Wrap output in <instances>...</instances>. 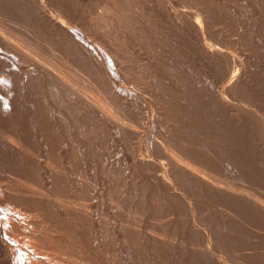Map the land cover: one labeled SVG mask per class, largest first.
I'll return each mask as SVG.
<instances>
[{
	"label": "bare ground",
	"instance_id": "1",
	"mask_svg": "<svg viewBox=\"0 0 264 264\" xmlns=\"http://www.w3.org/2000/svg\"><path fill=\"white\" fill-rule=\"evenodd\" d=\"M140 1L139 0H0V124H1V126H2V124L3 125L6 124L7 125V126L5 125L6 128L8 126L10 128V130L6 131L9 128H7L6 130L5 129L3 130L2 128L4 126L3 127L0 126L1 130H3L2 131V133H3L2 138H0V150L3 149V153H5L4 150L7 151L6 154L9 153L7 156L10 155L12 162L15 160L16 163L17 162L19 163V165L20 164L21 165L27 164V167L28 166L31 167L32 171H34V172L36 171V174L38 176L37 175H35V176L39 177V179H41V183H42L41 184L39 182L41 184V187H39L40 184L38 183V180H37V185L39 184V186L36 187L35 185H33L32 184L33 181L31 182V180H34V177H32L33 179H29L30 181H27V182L25 181L24 182V185H25L24 190L27 192V194H26L27 196L24 195L25 198H22L21 197L22 195L19 196V194L22 192L20 190L21 192L17 191L19 194L18 193L16 194V196H18L19 199L16 197H15V199H17L19 202L20 201L25 202L26 201L25 199H27V197L29 196L30 199L29 200L27 199V200L29 201L30 206L24 205L23 208L24 207L26 208L27 206H28V208L32 207L33 213L35 214V212H36V215L39 214L40 218L42 217L43 221H41V222L38 221L39 225H40V223H43V222H45V223L46 222L47 223L53 222V224H54V223H56L57 219L61 216L64 223L66 222L64 224L61 221L62 224L63 225L67 224V227H70L68 229H71V228L73 229V231L72 230H68V231L69 232L71 231L70 233L74 234L73 235L74 239L79 237V239L77 238L75 241H73V238L71 237L72 238L70 240V241H72L71 243L67 242L64 239H63L64 240L63 243H62V239H61V242H59V240H58V243H61V244H59L60 249L56 248V245L51 246V247H49L50 252H51V250L54 253L57 251L58 252L60 251V253H62L60 255H63L64 253H66L69 256V258H70V256H73V257H75V259H77V264L78 263L79 264H86V262H90L93 264H119L120 262H122L123 254H121L122 255V257H121V255L116 252L118 255H120L119 257H121V261L119 262V258H117L118 255L115 253V250L113 252L117 255V257L114 253L113 254L115 256H112V257L107 256L108 254L105 257L103 256V254L98 256V253L101 251V246H100V243L102 242L101 240L104 241V239H102L103 233H100V232H103L101 230H105V226H104V228H102L100 230V229H98V223H97V229L99 231H97V229L95 228L97 233L96 232H95L96 234L94 233L93 243H92V240L86 242L85 240L80 239V236L83 232L78 231L79 225L82 224V222H83V225H84V222L85 223L89 222V220H91V218L93 216V215L91 216V214H90L93 212L92 209H91L92 212H90V209H89L90 204H88L85 201L84 206L83 205L80 206L81 205L80 203L78 206V204L76 205L78 200L75 201L76 199L75 200L72 199L73 201H68L71 198H69L68 200H66V199L63 200L64 197L62 198L61 194H60L67 189L66 188L64 190L63 189L64 186L62 187L60 184L62 182H64V183H62V185L63 184L65 185V183L68 184V181L71 177L70 172L72 171V169L73 170L76 169V172L73 174H76L78 172L77 168L74 167L75 168L74 169L72 166L75 165V166L79 167L77 161L81 160L80 157H82L86 154L90 155L89 153L93 152L91 149H89V147H91V145L88 146L89 143L87 141V139H88L87 134L89 132H92L94 134L93 131H97V132H101L102 130L106 131V132L108 131V132H112L115 135V137L117 138V140L120 141V143L122 142V144H120L121 147L118 146V149H120L119 150L120 153L118 151L117 156H118V154L119 155L122 154L120 157H124V160H127V161L130 160L131 161L130 162L131 163L130 168H132V170H131L132 174H130V175H134L136 183H137V185H135L134 187L139 186V188H141L143 191L145 190L144 192L154 191L155 193L151 194V195H155L156 193H158L159 195L156 194L158 196L157 197L158 199L160 197H163L162 199H164V197H168L170 200H175V201H177V203L179 202V204L181 201L184 200L185 204L184 203L183 204L185 205V207L189 206L187 201L192 202V201H194L193 200L194 198H195V202H200L203 205V206H201L203 211L200 210L201 208L197 206V208H200L199 212L201 214L199 213V215L201 218H199L198 220L193 219V221H192L193 223L191 222V220H190L191 224H190V222H188L189 218H187L185 216V215H187V211H185L184 213H182V215L185 214L182 219H178V218L175 219L173 216H172L174 218L173 220H172V218H169L172 221L170 220V222H167L165 224V226H162V227H164L162 231H160V230L158 231V228H156L158 224L157 225L155 224L156 227L153 224L154 225L153 227H155L157 229V231H153V233L148 232L146 237L144 235H142L143 233H141L137 229L138 228L137 226H139V225H137V223H134V224L131 223L133 226V227L131 226L133 228V231H136V229L138 230L135 234H131V236L134 237L135 241L137 240V244H135L136 242L134 241V244L132 242L131 245H138L139 243H142V245H144L143 243H145V244L147 243L149 246L152 247V249H155L153 247L156 246L157 248H160V249L162 248V250H165L163 248H165L166 246H169V248H170L171 245H173L174 243L176 244V242L182 238L181 237L183 234L182 232L185 231L188 233L187 236H189V237L191 236V238L195 237V239H196L197 235H198V237L200 235V238L203 237V239H206V242L208 244L206 242L203 243V241H205V240H203L202 238L201 239L199 238V241L202 240V243H203V244L201 243L202 245L196 244L195 241H197V240L192 241V240H190L191 238L187 239V241H186L187 246L189 245L190 248L193 249V253L195 252L194 254L197 255L196 257H198V255L200 257V255H201V256H204L206 258V255H208L210 253V252L207 253V250L209 251V249L212 247V245L215 244V243H211V242L212 241L214 242V240L217 239V237H218V239L220 238V240H221V239H223L222 236L223 235L226 236V234L228 233L229 236H231V238H233V239H231L229 237V239L234 240L237 238L236 236H239V233H241V231H242V235H240V236L242 237L243 234H245L246 237L247 236L249 237V238L247 237L249 240H252V244L254 243L252 245L254 247H251L250 250L251 249H256V250H254L255 254L252 252H248L247 250H246L247 252L245 250H244L245 252H243V250H237V252H239V255H238L239 258L240 259H244V258L246 259L247 256L250 257L251 255H255L256 257H258L257 256L258 254L260 257L261 256L260 254L264 255V250L263 249L257 250V249L264 247V246H262V245H264L263 242L261 245L262 247L260 245L258 246V244H261V241H264L263 230L260 231V230H257V228L249 227V225L253 226L254 222H252V224H251V222H249V225H247L248 221L246 224H244V222H246V221L244 220V222H242L241 220H242V218L245 219V218L250 217V220L252 219L253 221L258 222V225H262V223L264 224V198H263L264 195L262 196L261 194H259L258 191L261 190V189H259L260 187L258 188L259 190H257V187H256V189L254 191L253 188H255V186L254 187H252V186L247 187V186L241 185L240 183L242 181H247L246 182L247 184L251 183L253 185L260 186V185H263L262 183L264 182V178L261 177L262 175H260L261 173L259 174L258 172H256V170L258 169V166H257V169L254 170L257 163H258V165H260V164L264 165V163H263L264 161L262 162L263 164L261 163V161L263 160L261 158L262 157L264 158V156L261 155L263 153V151H259L261 149H257V148H255L256 150L253 149L254 147H258V146L261 147V145L253 147L250 142L252 140H255L254 142H252L253 144H255L257 137L255 139L254 138L251 139L250 137H248L249 131L253 129V128H250V129L248 128L250 126V124L253 125L252 121L258 122L256 119H259V118H257V117L264 114V111L261 110V107L264 103L260 104V103L264 102V98H263L264 97V91H263L264 88L262 89L259 86V83H257L258 84L257 85L256 82H254L255 83L254 84L251 80L248 81L249 79L248 80L246 79L247 78L246 76H248L250 74L249 73L250 70H249V72H247V70H246V69H250L249 67H246L244 65L245 67L240 66L238 69H234L233 67L228 65V67L229 66L231 67L230 72H228V74L230 73V76L228 75L229 78H227L228 80L226 81V78L224 79V76H223L222 79H224V80H222V81L220 80L221 82H215L214 85L212 84L213 85V88H212L213 92H211L212 94H209V92L211 90H210V85L208 83H202V84H204L203 85L204 93H202V89L200 88V87H202L201 84H200V86H198V88L201 89V90H199L200 94L201 93H202L201 95L204 94V97L202 99H200V101H197V102H200V104H198L199 107H198V105H196L197 107L194 106L193 109L195 112L191 111L189 113L188 112L189 109H192V108L187 109L188 105L185 104V102H184V95L186 94V90L189 89L187 87L190 84V83L189 84L186 83V78H185V74H186L185 71L186 70H183L182 69L183 67H181V69L183 71L180 68H179V70L177 69V71H176L177 72V76H176L177 81L175 79H173V77H175V76H173V75H175V73L173 72V69L175 70V68H173L174 66L172 64L175 62V60L173 59L174 60L173 61L170 58V54L173 56L171 51L173 50V52H174L178 47L179 48L177 50H179L180 45L178 47L176 46L177 47L176 49H173L171 47V45H173V44L169 42L170 41L169 38L171 36L170 35L168 37L169 32L167 33L166 31H162L161 34L166 32L165 33L166 38H163L164 34L161 37L160 33L157 30L159 28L161 30L168 28L170 25V28L172 26V28L175 29L174 30L175 32H173V33H175L176 35H177V33L178 34L179 33H185V30H187V27L185 29V26H188V25H186L188 20L186 21L185 18L189 19L188 17H191V15H190L191 11L189 13H185V11H183L186 14V16H184L183 12H181V11L176 12L177 10H175L174 13L176 12L175 15H177V16L173 17L174 19H171L172 17L169 16L170 18H166V19L162 18L161 20H158L156 17L149 15V13H151L154 10L155 6L153 7L152 4H148L147 1H143L146 3H143ZM166 3H169V2H166ZM161 6L162 5H160V7ZM170 6H172V5H170ZM159 8L157 6V9H159ZM165 8L166 7H164L163 9H165ZM171 8L175 9L174 5ZM171 8L168 6V9L172 10ZM166 10H167V8H166ZM165 11H163V14ZM141 13L143 14V16ZM192 13H195V11H193ZM170 15H173V14L171 13ZM175 15H173V16H175ZM194 15H196V14H194ZM140 16H142L143 18ZM161 16H164V15H161ZM165 16H167V15H165ZM203 18H205V16H203ZM195 20H196V18H195ZM204 21H205L204 22L205 25H207L206 23L208 21L207 22H206V20H204ZM201 22H202V20H201ZM189 23H191V22H189ZM197 23H199V21L196 22V26L201 27ZM209 23H210V21L208 22V24ZM192 24H194V22L191 23V25ZM191 25L188 26V30L190 29L189 27H191ZM209 25H211V23ZM196 26H193V27H195L194 29L197 30ZM208 27L205 26V29ZM160 29H159V31H161ZM191 29H192V27H191ZM196 30H195V33H197ZM197 31H200V30H197ZM157 32H158V35H160V36L157 35ZM198 33H197V35H198ZM197 35H196V38H197ZM200 36H203V35L202 34L200 35V33H199L198 37H200ZM160 37H161V39H159ZM177 37H178V35H177ZM182 37H184V36H182ZM174 38L176 39V37H174ZM181 38H178V41ZM200 38H198V39H200ZM170 39L172 41V37ZM202 40H203V38H202ZM180 41L183 42L182 40H180ZM199 41H201V39ZM173 42L177 43V39ZM201 43H202V41H201ZM201 43H200V45L203 46V44H201ZM175 45H177V44H175ZM184 46H186V45L183 44V47ZM174 48H175V46H174ZM202 48L205 49L206 47L205 48L201 47V49ZM206 49H210V48L207 47ZM177 50L175 53L176 55L175 54L174 55L175 56L178 55L177 57H179L178 59H180L181 56H183V55L180 56V54H177L180 52V51L177 52ZM212 50H214V49H212ZM212 50H210V51H212ZM183 51H184L183 53H186L185 50H183ZM202 51H201V53H202ZM218 51H220V50H218ZM218 51L215 50V52H214L215 56H216V52L218 53ZM180 53H182V50ZM220 54L223 55L222 52H219L217 55L220 56ZM224 55H226V54H224ZM159 56H160V58H159ZM207 57L210 58V56H207ZM217 57H215V58L218 59ZM185 58H186V55H185ZM213 58L214 57H211L210 59L213 60ZM157 59H158V61H157ZM219 59H220V57H219ZM170 60H172V62ZM227 61H228V59H227ZM229 62H231V61H228V64H230ZM177 63L180 64L179 60ZM174 65L176 67L175 63H174ZM171 66H173V67H171ZM171 68H173V69H171ZM185 68H186V66H185ZM234 70H236V71H234ZM208 71H209V69H208ZM171 72H173L174 74H172ZM186 72H189V71H186ZM224 74H226V73H224ZM188 76H190V75H188ZM225 77H226V75H225ZM172 79L175 80L176 82L175 81L172 82ZM199 81H198V83H201V80H199ZM206 81H208V80H206ZM171 83L172 84L174 83V85L176 83V86L173 85L174 87H176V91H174V92H177V94L176 93L175 94L178 95V96H176V99H175V97L170 95L169 91H168V89H170L169 87H171V86H169ZM197 85H199V84H197ZM197 85H196V87H197ZM189 87H191V86H189ZM172 89L170 90V92H172ZM193 91H194V89H193ZM248 91H251L252 93L257 94V95L252 94L253 95L252 96V95H250L251 94L250 92H249L250 94H248ZM172 94H174V93L172 92ZM191 94H192V92H191ZM206 95H209V96H206ZM251 96H252V98L255 96L257 97V98L255 97L256 103L253 101V100H255L254 98L251 99ZM186 97H188V96H186ZM199 97H201V96H199ZM185 101H187V100H185ZM187 103H188V101H187ZM206 107H208V108L206 109ZM209 108L210 109L212 108V111L211 112H205V111H209ZM239 108L242 109L241 112L236 113L235 110L238 111ZM199 109H200V111H199ZM198 111H199V113H198ZM201 111H203V112H201ZM187 112H188V115H187ZM200 112L202 114L203 113L204 114L202 115V114H200ZM222 113H223V115H222ZM255 124L258 125L259 122L255 123ZM257 127L258 126H256V127L254 126V129L259 130L258 128H261L262 126L260 127V124H259V127L258 128ZM27 128H29V129H27ZM31 129L33 131H30ZM254 129L252 131H255ZM27 130H29L30 132H28ZM257 130H256V133L259 132ZM261 131H263V133H264V128H263V130L261 129ZM0 133H1V131H0ZM29 133H30V135H29ZM92 133L91 134L89 133V134L94 136ZM105 133L103 132V135ZM92 136H89V137H92ZM99 136H100V134H99ZM107 136H109V135L107 134ZM259 137H261V140H262V138L264 139V136H259ZM28 138L30 139V141H32L31 144L32 143H33V145L35 144L37 146V148L40 149L39 150L40 153H42V151H43V153L41 155V158H43V159L39 160L38 156H37L38 153H35L33 148L31 149V147H29L30 144L28 146V143H30ZM107 139H109V138H107ZM248 139L251 141L248 142ZM111 140L112 139H110V141ZM257 141H258V139H257ZM64 142L69 143V144L66 143L65 147L68 148L67 145H70V146H72V149H71V153L69 155L65 152L67 155L63 156L65 158L63 160V159H61L63 154L60 155L59 152H60V150H62L61 147L63 145L62 143H64ZM117 142L115 141V143H117ZM132 142L134 144L133 146L131 145ZM76 143L78 146H80L78 148L82 147V152L79 150H75L76 147L74 148V145ZM260 143L263 144L261 141L259 142V144ZM101 144H102V142H101ZM211 144H212V146H211ZM248 144L251 145L250 150L252 152L249 150L250 145H248ZM103 145L104 144H102L101 146L103 147ZM108 145H110L109 142H108ZM128 145L132 146L131 147L132 152L130 150H128L130 148V147H128ZM246 145H248V147H246ZM106 146H107V144H106ZM111 146H113V144L110 145V147ZM65 147H64V149H65ZM110 147H109V149H111ZM263 147H264V144H263ZM263 147H261V148L264 150ZM78 148H76V149H78ZM104 148H106V147H104ZM97 150H98V148H97ZM107 150L108 149H106V151ZM112 150H113V148L110 151L112 152ZM126 150H128V151L126 152ZM243 150L247 151V153L244 151V153H245L244 155H242ZM66 151L68 152V150H66ZM106 151H104V152H106ZM240 151H241V153H240ZM62 152H60V153H62ZM104 152L100 153V154H104ZM96 153L98 154V151ZM0 154L2 155V152ZM50 154H52L53 156ZM109 155H111V153ZM113 155L114 154L112 153V156ZM2 156L4 157V155H2ZM91 156L92 155H90L89 157H91ZM10 157L9 158L7 157L8 160H10ZM246 157H248V159L250 158V160H248ZM58 158H59L60 162H59ZM87 158H88V156H87ZM115 158H117V157H115ZM91 159L92 158H90V160ZM102 159H104V158L101 157L100 160H102ZM110 159H111V157H110ZM112 159L114 160L113 157H112ZM117 159H119V157ZM92 160H93V163L91 165L96 166L97 163L94 162V159H92ZM95 160H98V159H95ZM106 160L108 161V158ZM107 161H104V162L107 163ZM110 161L112 162V160H110ZM116 161L114 163H116ZM101 162H103V161H101ZM118 162L116 165L119 164ZM76 163H77V165H76ZM86 163H87V165L90 164L89 162H86ZM86 163H84V164H86ZM121 163H123V162L121 161ZM79 164L81 165V163H79ZM98 164L101 165L102 163L100 164L98 161ZM104 164L105 163L102 164L103 170H104V167L107 166L106 164L104 166ZM99 165H97V166H99ZM125 165H127V164H125ZM20 166H19V169L22 168L21 170H24L23 169L24 166H22L21 168H20ZM119 166H117V167L119 168ZM122 166H123V168L127 167V166L124 167V165H122ZM10 167H11V165H10ZM29 167H28V169H30ZM112 167H113V165H112ZM15 168H16V166H15ZM85 168H86V166L82 169H85ZM111 168H110V170H111ZM96 169L98 170L99 167L95 168L94 170L96 171ZM107 169H108V167H107ZM114 169H115V166H114ZM87 170L89 171V169H87ZM94 170H92V171L94 172ZM129 171L130 170L128 167L126 169V171L122 172V173L123 174L124 173L129 174ZM158 171H159V174L156 175L158 173ZM19 172H20V170H19ZM26 172H27V170H26ZM97 172H99V171H97ZM152 172H154V173L152 174ZM262 172H263V170H262ZM31 173L32 172L30 171V174ZM81 173L79 172V174H81ZM102 173L106 175V168H105V172H102ZM110 173H108V174H110ZM112 173H114V171H112ZM122 173H121V175H122ZM24 174H25V171H24ZM116 174H117V172H116ZM116 174H115V176H116ZM22 175H23V173H22ZM81 175H85V174H81ZM81 175H79V176H81ZM111 175H114V174H111ZM79 176L78 177L76 176V177H77V180L79 178V181H80ZM85 176H87L88 179L90 177V176H88V174ZM98 176H100V175H98ZM118 176H120V175H117L115 178H117ZM236 176H238V179L239 178L242 179L241 181L239 180L240 181L239 184L241 186L237 184V181L235 179L233 180V178H236ZM37 177L35 178V180L37 179ZM81 177L84 179L83 176H81ZM109 177H110V175H109ZM128 177H129V175H128ZM131 177H133V176H131ZM29 178H31V177H29ZM124 178H125V175H124ZM71 179H72V177H71ZM88 179L86 178V180H88ZM93 179H95V177H93ZM101 179H103V178H101ZM108 179H110V178H108ZM117 179H119V178H117ZM128 179L130 180L131 178H128ZM160 179H163L165 181V184L162 183L164 181L160 182ZM96 180H97V178H96ZM119 181H118V183H119ZM72 182H73V180H72ZM74 182L77 183V181H74ZM80 182H82V181H80ZM84 182H85V180H84ZM84 182L81 184L82 185L85 184ZM109 182H111V181H109ZM109 182H107V183H109ZM123 182H122V184H123ZM131 182H132V180H131ZM101 183H105L104 185H106V181L104 182L102 180ZM112 183L114 184V178L112 180ZM127 183H129V182H127ZM59 185L62 187V190H61L62 192H60ZM104 185L102 186V188L104 187V189H105ZM130 185L131 184L129 183V186ZM244 185H245V183H244ZM98 186L100 187V184ZM65 187H66V185H65ZM74 187H75V185H74ZM76 187H78V186H76ZM99 187H97V188H99ZM107 187H106V189H108L111 186H109L108 188ZM113 187H114V185H113ZM113 187H112V189H113ZM79 188H80V186H79ZM118 188H116V192H114V190H115V188H114L113 192L117 193V190L119 191ZM123 188H124V186H123ZM139 188L138 189L136 188V189L140 190ZM72 189H73V186H72ZM72 189H71V191H72ZM82 189L83 188H81V190ZM86 189L87 188H85L84 190H86ZM88 189H90V188H88ZM88 189H87V191H88ZM121 189L122 188L120 187V190ZM132 189H134V188H132ZM76 190H77V188H76ZM81 190H80V192H81ZM96 190H98V189H96ZM110 190L111 189H109L108 191H110ZM66 191H65V193H67ZM87 191L85 192L86 194H87ZM90 191H91V189H90ZM99 191H100V189H99ZM121 191H124V190H121ZM131 191L132 190H130V192ZM26 192H23V193H26ZM76 192L78 193V191H76ZM102 192H103V190H102ZM104 192L106 193V191H104ZM133 192H134V190H133ZM65 193H64V195H65ZM70 193L68 194L67 197L66 196L65 197L68 198L70 196ZM73 193H74V191H73ZM73 193H72V195H73ZM85 193H84V195H85ZM126 193H128V192H126ZM139 193L140 192L137 193V196ZM3 194H7V193H3ZM3 194H0V201H1L0 203H2V201H4L5 199L8 200V198H9L8 196H5ZM8 194H10V193H8ZM145 194H144V196H145ZM12 195H13V193H11L10 198L11 197L13 198V196L15 194L13 196ZM75 195H78V194H75ZM79 195H81V193ZM84 195L82 193L81 196H84ZM111 195H107V196L110 197ZM135 195H136V193L134 194V196ZM86 196H84L82 198H79V196H77V197L82 201L83 198H84V200L87 198ZM102 196H104V195L102 194ZM127 196L128 195H126V197ZM130 196H132V194L129 195L128 197L131 198ZM137 196H136V198L139 197V196L138 197ZM144 196L143 197L141 196V197L144 198ZM6 197H8V198H6ZM115 197H117V196H115ZM112 198H110V199H112ZM147 198H145L146 201H147ZM199 198H202V199L199 201L198 200L196 201V199H199ZM121 199L124 201L123 198H121ZM132 199H133V197H132ZM10 201H11V199H10ZM18 201H16V203H18V205H19ZM129 201H130V199H129ZM131 201H133V200H131ZM156 201H157V199H156ZM114 202H112V203H114ZM126 202H128V200ZM151 202H149V203H151ZM6 203H5V205H6ZM86 203H87V205H86ZM8 204H11V203L9 202ZM13 204L14 203H12L11 205H13ZM22 204H24V203H22ZM131 204H133V202ZM136 204H138L137 201H136ZM154 204H155V202H154ZM189 204H190V202H189ZM1 205H3V204H1ZM18 205H16V206H18ZM119 205H121V204H119ZM138 205H140V204H138ZM14 206H15V204H14ZM14 206H10V207H12V209H10V208L9 209L11 211L15 210L13 208ZM16 206H15V208H18ZM122 206H123V208H125L124 204ZM125 206H127V205H125ZM148 206H149L148 208L150 210L151 209L150 204ZM193 206H194V204H193ZM193 206H192V208H194ZM8 207H9V205H8ZM145 207L146 206H144V208ZM20 208H22V205L20 206ZM123 208L120 207V210H122ZM133 208H134V206H133ZM135 208H136V205H135ZM152 208H154V207H152ZM160 208H162V207L160 206ZM187 209L188 210L190 209L189 212L191 211V207L186 208V210ZM26 210L28 211V209H26ZM29 210L31 211V209H29ZM27 211H26V213H27ZM127 211H128V209H127ZM163 211H165V210H163ZM196 211H197V209H196ZM196 211H195V213H196ZM16 212H17V209H16ZM20 212H22V211H20ZM156 212H157V209H156ZM18 213H19V211H18ZM192 213H193V211H191V214ZM20 214L24 215L25 212L20 213ZM0 215H2V214H0ZM6 215H8V212L5 213V216L4 215L0 216V264H23V262H20V257H19L18 252L14 249L15 246H12L10 244V242H12V241L9 242V237H11L9 235L11 233L17 234V232H21V233L23 232V234H24V232H26L27 235L34 236V239H35V237L37 235L36 233L38 231H34L33 228L31 230H29L30 228L28 229L24 223L26 221L23 222L19 218V216L11 214L12 216L10 215V217H7ZM27 215H28V213H27ZM192 215L198 216L197 213L196 214L193 213ZM163 216H164V214H163ZM240 216H242V218H240ZM154 217H156V216H154ZM154 217L150 216L151 220H152V218L154 220ZM159 217H160V214L158 212L156 220L157 219L160 220ZM161 217H162V214H161ZM175 217H179V216L176 214ZM188 217H190V216H188ZM37 218L39 220V217H37ZM94 218H92L93 220H91L92 225L94 223L93 221L95 220ZM118 218H120V217H118ZM166 218L167 217H165V220H166ZM99 219H101V218H99ZM59 220H60V218H59ZM136 220H138V219H136ZM136 220L134 222H136ZM153 220H152V222H156L155 220L154 221ZM161 220L163 221L164 219H161ZM234 220L237 221V223L240 222L241 226H242V224L244 225V226H242L243 228L240 227L242 230L239 231L237 229H234L232 226H228L229 224L228 225L226 224V222H232ZM58 221H57V224L59 225V223H61V222H58ZM125 221H126V219H125ZM204 221H205V223L207 222L206 225H204L205 224V223H203ZM118 222H117V224H119V225L116 226V227H119L117 229L118 234L113 235L112 231H115V230H112L111 236L112 235L115 236L114 237L115 240H116V238H119L118 242L120 243L121 241H124L125 239H127L126 238L127 234L125 232V229L126 230L129 229L126 227L130 223L124 225V219H123L122 223L121 222L118 223ZM259 222L260 223L262 222V223L259 224ZM26 223H28V222H26ZM107 223L109 224L108 221H107ZM110 223H112V222H110ZM158 223H159V225L161 224L159 221H158ZM163 223H164V221H163ZM87 224L88 223H86L85 225H87ZM108 224H106V225H108ZM115 224L114 225L112 224V226H114V229L116 228ZM138 224H139V222H138ZM231 224L234 225V223H231ZM42 225H44V223ZM92 225L90 226V228L92 227V229H94V226H92ZM99 225H101L103 227L104 224L102 225L100 223ZM140 225H141V223H140ZM159 225H158V227H159ZM143 226H144V224H143ZM145 226L149 227L146 224H145ZM40 227H42V226L40 225ZM59 227H60V225H59ZM95 227H96V225H95ZM129 227H130V225H129ZM147 227H145V228H147ZM37 228H38V225H37ZM76 228H78V229H76ZM82 228L83 227H81L80 230H82ZM99 228H101V227H99ZM160 228H161V225H160ZM66 229H64V231L62 230V232H64V236H65ZM108 229L107 230L110 232V227H108ZM147 229L149 230V228H147ZM152 229H150V230L152 231ZM263 229H264V225H263ZM56 230H58V229H56ZM87 231L89 232V230H86L85 233H87ZM108 231L105 234L108 233V235H109ZM69 232L66 231V233L68 235H71V234H69ZM91 232H93V231H91ZM223 233H226V234H223ZM105 234H103L104 238H105ZM221 234H223V235H221ZM61 236L64 237L63 235H61ZM90 236H92V235H90ZM187 236H185V238ZM69 237L66 239H69ZM88 237H87V239H88ZM127 237L129 239H131L130 236H127ZM246 237L245 238L243 237V238L246 240L247 239ZM49 238H50V236L48 237V239ZM111 238H113V237H111ZM185 238H183V239L185 240ZM33 240H32V242H33ZM39 240H41V239L39 238ZM210 240H212V241L210 242ZM239 240H240V237H239ZM239 240H237V241H239ZM245 240L243 242H245ZM48 241H50V240H48ZM48 241H46V242H48ZM108 241H110V239ZM126 241L127 240L124 241V244ZM130 241H132V240H130ZM237 241H235V242H237ZM40 242H42V241H40ZM182 242H183V240H182ZM209 242L211 243V245ZM215 242H216V240H215ZM217 242L215 244L216 248L217 247L223 248L221 245H223V246L225 245L227 247V244L228 243L231 244V242H233V241L228 242L227 244H225V241H224V244H223V241H222V244H221V242H219L220 246H217L218 245ZM239 242H241V246L236 245V247L237 246L243 247L242 246V244H243L242 240H240ZM239 242H238V244H239ZM50 243H51V241H50ZM54 243H55V240H54ZM104 243H105V241H104ZM184 243H185V241H184ZM35 244H38V242H35ZM105 244H107V243H105ZM247 244H249V243H247ZM103 245L104 244H102V246ZM208 245L211 246L209 249L203 248V247H209ZM124 246L126 248H129L128 247L129 245L128 246L124 245ZM139 246H141V245H139ZM225 246H224V249H225ZM232 246H233V243L231 244V247ZM32 247H34V246H32ZM141 247H139V248L142 249ZM213 247H214V245H213ZM31 248H30V250H31ZM43 248H45L44 244H43ZM135 248L136 247H134L133 251H136ZM146 248H143V249H146ZM166 248H168V247H166ZM179 248H180V246H179ZM228 248H230V246ZM114 249H117V248L115 247ZM182 249L185 250L187 248L182 247ZM213 249H215V247ZM213 249H211V250H213ZM171 250H172V248H171ZM176 250H177V248H176ZM223 250H220V251H222V253H224ZM227 250H226L227 252H229V251L231 252V250H229V249H227ZM25 251L27 252V250H25ZM44 251H45V249H44ZM102 251H104V250L102 249ZM141 251H143V250H139L138 252H141ZM148 251H149V249H148ZM174 251L175 250H173L172 252H174ZM220 251L218 250L219 253H220ZM104 252H106V251H104ZM160 252L162 254L161 250H160ZM183 252H180V253H183ZM227 252H225V253H227ZM35 253H37V252H35ZM47 253H48V251L45 253V255ZM54 253H52V254H54ZM101 253H103V252H101ZM131 253L133 254L132 251H131ZM165 253H167V250ZM212 253H214V251ZM212 253H210V254L212 255ZM158 254H159V251H158ZM192 254H190V255L187 254V255L192 256ZM57 255H59V253ZM144 255H146V254L144 253ZM149 255H147V256H149ZM164 255H163V257L161 255L159 257L165 258L166 256H164ZM166 255H169V254H166ZM183 255H185V254H183ZM209 255H208V257H209ZM216 255H219V254L216 253ZM25 256L26 255H24L23 257H25ZM28 256H30V255H28ZM35 256H37V255H35ZM47 256H49V255H46L45 257H47ZM52 256H53V258H55L54 255H52ZM150 256H152V255H150ZM156 256H157V254H156ZM221 256L222 255L220 254V257ZM224 256L227 257V255H223V258H224ZM255 256H252V257H255ZM31 257H30V259H31ZM39 257H37V258H39ZM60 257H62V256H60ZM125 257H126V254H125ZM133 257H131V258H133ZM159 257L157 258V260L159 259ZM182 257H181V259H182ZM218 257L216 258V260L217 259L219 260L220 257L219 258ZM229 257H230V255H229ZM229 257H227V258H229ZM49 258H48V261H50ZM69 258L68 259L63 258V259L69 260ZM140 258L141 257L139 256L136 260H138ZM146 258H149V257H146ZM154 258H155V256H154ZM231 258H229V260ZM75 259H71V260L76 261ZM133 259H132V262H134ZM184 259H182L183 264H184ZM207 259H209V258H207ZM26 260H29V259L27 258ZM36 260H35V262H36ZM187 260H189V259H187ZM29 261H27L26 263H28ZM125 261H126V259H125ZM149 261H151V260H149ZM213 261H214V259L212 260V262ZM37 262L39 263V260ZM126 262L123 261V263H126ZM129 262L127 264H130ZM135 262H134V264H135ZM176 262H178V261H176ZM220 262L218 261L217 264ZM226 262L229 263L228 261H226ZM24 263H25V261H24ZM31 263L33 264L32 261H31ZM31 263L29 262L28 264H31ZM50 263H51V261H50ZM39 264H47V263L44 260H42ZM137 264H138V262H137ZM220 264H223V263H220ZM224 264H225V262H224ZM230 264H232V261ZM244 264H247V262Z\"/></svg>",
	"mask_w": 264,
	"mask_h": 264
},
{
	"label": "rangeland",
	"instance_id": "2",
	"mask_svg": "<svg viewBox=\"0 0 264 264\" xmlns=\"http://www.w3.org/2000/svg\"><path fill=\"white\" fill-rule=\"evenodd\" d=\"M140 1V0H139ZM143 1H147V3L148 4H152V6L154 7V10L151 12V13H149V15H151V16H153V17H156L158 20H161L162 18H170V17H172L171 19H174L173 17H176L177 15H175V13L176 12H183V11H185V13H189L190 11H191V17H188L189 19H187V18H185V20L187 21L188 20V24L186 23V25H188V26H190L191 25V23H193L194 22V24H192L191 25V27H192V29H191V27H189L190 29L188 30V26H185V29H186V27H187V30H185V33H177V35H178V37H177V35L175 34V33H173V32H175L174 30L175 29H173L172 28V26H171V28H170V25H169V27L168 28H165V29H160L161 31H159V29L157 30L159 33H160V35H161V37L163 36V34H164V36H163V38H166L165 37V33L167 32H169L168 33V37L170 36V38L172 37V41H171V39L169 38V42L170 43H172L174 46H175V48H174V46L173 45H171V47L173 48V49H176L179 45H180V49L179 50H177V52L178 51H180L181 52V50H182V53H177V54H180V56L181 55H183V56H181V58L180 59H178L179 57H177V56H175L176 54V50L173 52V50L171 51L172 52V54H173V56L170 54V58L173 60H175V64H176V67H175V65H174V63L172 64L173 66H171V67H173V68H175V70L173 69V68H171V69H173V72L175 73V75H173V76H175V77H173V79H175L176 81H177V79H176V76H177V69L179 70V68L181 69V67H183L182 69L183 70H186V71H189V72H186L185 71V78H186V83H190L189 85H188V87L187 88H189L188 90H186V96H188V97H186L185 95H184V102H185V104H187L188 105V108L187 109H189V108H192V109H189V113L191 112V111H194V106L195 107H197L196 105H198V104H200V102H197V101H200V99H202L203 97H204V94L203 95H201L202 93H204V91H203V85L204 84H202V83H208L209 85H210V92H209V94H212L211 92H213L212 91V88H213V85L215 84V82H221L222 80H224L225 78H226V81L228 80L227 78H229V76H230V73L228 74V72H230V69H231V67H233L234 69H238L240 66H246V67H249L250 69H246L247 70V72H249V70H250V76L248 75V76H246L247 78V80L248 81H252L253 83L254 82H256V84L257 83H259V86L263 89L264 88V0H141L140 2H143ZM161 2V3H160ZM166 2H169V3H166ZM175 2V3H174ZM143 3H146V2H143ZM163 3V4H162ZM177 3V4H176ZM147 4V5H148ZM166 4V5H165ZM172 5V6H170V5ZM181 4V5H180ZM208 4V5H207ZM160 5H162L161 7H160ZM165 5V6H164ZM171 8V7H173V5H174V8L175 9H173V8H171L172 10H170V9H168V6ZM176 5V6H175ZM157 6H158V8L159 9H157ZM164 7H166L167 8V10H166V8L165 9H163ZM179 7V8H178ZM203 8V9H202ZM165 11L164 12V14H163V11ZM179 9V10H178ZM194 9V10H193ZM162 12H161V11ZM175 10H177L175 13H174V11ZM201 10V11H200ZM212 10V11H211ZM169 13H168V12ZM193 11H195V13H192ZM199 11V12H198ZM173 14V15H175V16H173V15H170L171 13ZM197 12V13H196ZM201 12V13H200ZM211 12V13H210ZM153 13V14H152ZM184 13V12H183ZM183 14L184 16H186V14ZM200 13V14H199ZM142 14V13H141ZM140 14V15H141ZM169 14V15H168ZM194 14H196V15H194ZM161 15H164V16H161ZM165 15H167V16H165ZM208 15V16H207ZM142 16H143V14H142ZM142 16H140V17H142ZM170 16V17H169ZM203 16H205V18H203ZM160 17V18H159ZM196 18V20H195V18ZM143 18V17H142ZM202 18V19H201ZM194 19V20H193ZM202 20V22H201V20ZM206 20V22L209 20L210 21V23H211V25H209L208 24V22L206 23L207 25H205V21L204 20ZM197 21H199V23H197V24H199L201 27H198V26H196V22ZM218 21V22H217ZM189 22H191V23H189ZM226 24V25H225ZM193 26H196L197 27V30H200V31H197L196 29H194L195 27H193ZM205 26L206 27H208V28H206L205 29ZM175 28V27H174ZM199 28V29H198ZM167 29V30H166ZM194 29V30H193ZM195 30H196V32L198 33H200V35L202 34L203 36H200V37H198L199 36V33H198V35H197V33H195ZM203 30V31H202ZM230 30V31H229ZM162 31H166L165 33H163V34H161L162 33ZM158 32H157V35H158ZM210 32V33H209ZM171 33V34H170ZM207 35H206V34ZM181 34V35H180ZM184 34V35H183ZM160 35H158V36H160ZM196 35H197V38H196ZM180 36V37H179ZM182 36H184V37H182ZM208 38H207V37ZM161 37L159 38V39H161ZM174 37H176V39H177V43H175V42H173V41H175L176 39L174 38ZM182 37V38H181ZM178 38H181L180 40H182L183 42H181L180 40L178 41ZM198 38H200L201 39V41H202V43H201V41H199L200 39H198ZM202 38H203V40H202ZM244 39V40H243ZM206 40V41H205ZM199 41V42H198ZM204 41V42H203ZM208 41V42H207ZM180 42V43H179ZM186 42V43H185ZM177 44V45H175V44ZM200 43L201 44H203V46L202 45H200ZM205 43V44H204ZM183 44H185L186 46H184L183 47ZM207 44V45H206ZM182 45V46H181ZM205 45V46H204ZM177 46V47H176ZM208 47V48H210V49H201V47ZM183 47V48H182ZM200 47V48H199ZM215 47V48H214ZM191 48V49H190ZM212 49H214V50H212ZM183 50H185V52L187 53H183L184 51ZM203 50V51H202ZM206 50V51H205ZM210 50H212V51H210ZM215 50H220V51H218V53L219 52H222L223 53V55L224 54H226V55H222V54H220V56H218L217 54V52H216V56H215V54H214V52H215ZM222 50V51H221ZM201 51H202V53H201ZM224 51V52H223ZM209 52V53H208ZM211 52V53H210ZM175 54V55H174ZM205 54V55H204ZM209 54V55H208ZM185 55H186V58H185ZM214 55V56H213ZM172 56V57H171ZM207 56H210V58L211 57H214L213 58V60L212 59H210V58H208ZM218 56V57H217ZM222 56V57H221ZM215 57H217L218 59H216ZM219 57H220V59H219ZM159 58H160V56H159ZM158 58V59H159ZM239 58V59H238ZM241 58V59H240ZM158 59H157V61H158ZM207 59V60H206ZM215 59V60H214ZM227 59H228V61H231V62H229L230 64H228V61H227ZM172 60H170L171 62H172ZM173 60V61H174ZM178 60H179V62H180V64H178L177 62H178ZM209 60V61H208ZM245 60V61H244ZM177 61V62H176ZM241 61V62H240ZM185 62V63H184ZM182 63V64H181ZM245 63V64H244ZM179 65V66H178ZM182 65V66H181ZM184 65V66H183ZM228 65H230L229 67H228ZM185 66H186V68H185ZM244 66V67H245ZM221 67V68H220ZM181 69V70H182ZM208 69H209V71H208ZM227 69V70H226ZM182 70V71H183ZM229 70V71H228ZM226 71V72H225ZM234 71H236V70H234ZM173 72H171L172 74H174ZM189 73V74H188ZM224 73H226V74H224ZM171 74V75H172ZM188 75H190V76H188ZM225 75H226V77H225ZM229 75V76H228ZM223 76H224V79H222L223 78ZM188 77V78H187ZM251 77V78H250ZM172 79V82H174L175 80H173ZM210 79V80H209ZM263 79V80H262ZM188 80V81H187ZM199 80H201V83H198V81ZM206 80H208V81H206ZM213 80V81H212ZM218 80V81H217ZM221 80V81H220ZM254 80V81H253ZM175 81V82H176ZM190 81V82H189ZM206 81V82H205ZM196 82V83H195ZM200 82V81H199ZM251 82V83H252ZM261 83V84H260ZM197 84H199V85H197ZM200 84H201V86L202 87H200L201 89H202V93L200 94V92H199V90H201L200 88H198V86H200ZM213 84V85H212ZM255 84V83H254ZM174 85V83L172 84H170L169 86H171V87H169L170 89H168V91H169V94L170 95H172L173 97H175V99H176V96H178V95H176L177 94V92H174V91H176V87H174V86H176V83H175V85ZM196 85H197V87H196ZM258 85V84H257ZM189 86H191V87H189ZM193 86V87H192ZM172 89V92L174 93V94H172V92H170V90ZM175 89V90H174ZM193 89H194V91H193ZM189 91V92H188ZM263 91H264V89H263ZM191 92H192V94H191ZM194 92V93H193ZM251 94H250V93ZM176 93V94H175ZM199 93V94H198ZM191 94V95H190ZM248 94H250V95H257V94H254V93H252L251 91H248ZM252 95V96H253ZM199 96H201V97H199ZM206 96H209V95H206ZM252 96H251V99H255V100H253L255 103H256V98L255 97H253L252 98ZM263 96V95H262ZM194 98V99H193ZM264 98V97H263ZM185 100H187L188 101V103H187V101H185ZM193 102V103H192ZM195 102V103H194ZM197 103V104H196ZM264 102H262V103H260V104H263ZM259 104V105H260ZM264 104L262 105V107H261V110H263L264 111ZM173 107V106H172ZM187 107V106H186ZM198 107H199V105H198ZM208 107H206V109H207ZM175 109V108H174ZM198 109V108H197ZM241 110L242 109H238V111H236L235 110V112L237 113H239V112H241ZM199 111H200V109H199ZM199 111H198V113H199ZM212 111V108L210 109L209 108V111H205V112H211ZM188 112H187V115H188ZM195 112V111H194ZM197 112V111H196ZM201 112H203V111H201ZM200 112V114H202ZM204 114V113H203ZM202 114V115H203ZM206 114V113H205ZM201 115V116H202ZM222 115H223V113H222ZM200 116V117H201ZM257 118H259V119H256L258 122H259V124H260V127L261 128H258L259 127V124L258 125H256L255 123H258V122H256V121H252V124L253 125H251L250 124V126L248 127L249 129L250 128H253L254 129V126L256 127V126H258L257 128L259 129V130H257V131H259V132H257L256 133V130L255 131H252V130H250L249 131V134H248V137H250L251 139L252 138H256L257 137V139H258V141L260 142H262L263 144H264V139L262 138V140H261V137H259V136H264V133H263V131H261V129L263 130V128H264V114H262V115H260L259 117H257ZM251 123V122H250ZM262 124V125H261ZM6 125V124H5ZM5 125H3L2 124V126H1V124H0V126L1 127H3L2 129L4 130H6L7 128H9V126L6 128V126ZM27 129H29V128H27ZM3 130H1V128H0V131H1V133H2V131ZM8 130H10V128L9 129H7L6 131H8ZM28 132H30V131H33L32 129L29 131V130H27ZM94 132V134L92 133V132H89L90 134L92 133L94 136H92V135H90L89 133L87 134V141H88V146H90L91 145V147H89V149H91L93 152V154L92 153H89L90 155H92L91 157H89L90 155H88V154H86V155H84V156H82V157H80V159L81 160H78L77 161V163H78V165H79V167L78 166H72L73 168L75 167V168H77V175L76 174H73V173H75L76 172V169L75 170H73L72 169V173L70 172V176L72 177V179H71V177H70V179H69V181H68V184L67 183H65V185H66V187H65V185L63 184L62 185V183H64V182H62L60 185L63 187V189L65 190L66 188L69 190H65L67 193H65V191H61L62 190V187L59 185V187H60V192H62V193H60L61 194V197L63 198L64 197V199L63 200H68L69 198H71V199H69L68 201H73L72 199H76L75 201H77L78 200V202L76 203V205L78 204V206H79V203L81 204L80 206H84V202L86 201L88 204H90L89 206L91 207H89V209H90V212H92V213H90L91 214V216H92V218H94L95 220L93 221L94 223H93V225H92V221L91 220H93L92 218H91V220H89V222H86V223H88L87 225H85L86 223L84 222V225H83V222H82V224H80L79 225V229L78 228H76V229H78V231H82L83 233L81 234V236H80V239H82V240H85L86 242L87 241H91L92 240V243H93V238H94V233L96 232L97 233V231H99L98 229H102V228H104V226H105V230H101V231H103V232H100V233H103V234H105L109 229H108V227H110V232H109V235H108V233L107 234H105V238H104V235L102 234V239H104V241H105V243H107V244H105L104 243V241L103 240H101L102 242L100 243V246H101V251L98 253V256H100V255H102L103 254V256L105 257L107 254V256H115L117 253L118 254H123V257H122V255H121V257H122V262H120L121 261V257H119L120 255H118V257H117V255H116V257L117 258H119V264H127L129 261V263L130 264H134V262H135V264H137V262H138V264H183V260L182 259H184L185 257V259H184V264H217V262L219 261H221L220 263H223L224 264V262H225V264L227 263L226 261H228L229 263H227V264H230L231 263V261H232V264H244V263H246L247 262V264H264V255L263 254H260L261 256L259 257V254L257 255L258 257H256L255 255H251L250 257L249 256H247L246 257V259L244 258V259H240L239 258V252H237V250H243V252H245L246 250L248 251V252H252V253H254V250H256V249H251L250 250V248L251 247H254V246H252L253 244H252V240H249L246 236H245V234H243V236L241 237L240 235H242V231H241V233H239V236H236L235 238L237 239V240H239V237H240V240H242V246L244 247H240L241 246V242H239V241H237L236 239H234V240H231V239H233V238H231V236H229V234L227 233H223V234H226V236L225 235H223V234H221V235H223L222 237H223V239H221L220 240V238L218 239V237H217V239H215L216 240V242H217V246H220L219 244V242H221V244H222V241H223V244H224V241H225V244H227L228 242H231V241H233V242H231V244L233 243V246L231 247V244L230 243H228L227 244V247L225 246V249L227 250V249H229V250H231V252L229 251V252H227L225 249H224V246L223 245H221L223 248H220V247H217L216 248V246H215V244H216V242H215V240H214V242L212 241V240H210V242L211 243H215V244H213L214 245V247H215V249H213L214 247H213V245H212V247L211 246H209V247H203V248H210L209 249V251L207 250V253L208 252H210V253H212L213 251H214V253H212V255L210 254H208L209 255V257H208V255H206V258L204 257V256H201L200 255V257H199V255H198V257H196L197 255H195L194 253H193V249H191L190 248V246L188 245L187 246V243H186V241H187V239H189V238H191V236L189 237V236H187L188 235V233L187 232H185V231H183L182 233L185 235V236H187L186 238H185V236L182 234V238L180 239V240H178L177 242H176V244L174 243L173 245H171L170 246V248H169V246H166V247H168V248H163V249H165V250H162V248L160 249V248H157L156 246L155 247H153V248H155V249H152V247L151 246H149L147 243L145 244V243H143L144 245H142V243H139L138 245H131L132 244V242H133V244H134V241H135V239H134V237L133 236H131V234H135L138 230L141 232V233H143L142 235H144L145 237L147 236V234H148V232H152L153 233V231H157V229L156 228H158V231L160 230V231H162L163 230V228L164 227H162V226H165V224L167 223V222H170V220L171 219H169V218H172V220L175 218H178V219H182L183 218V216L185 215H182V213H184L185 211H187V215H185L187 218H189V221L188 222H190V220H191V222L193 221V219H196V220H198L199 218H201L200 217V215H199V209L200 210H202L203 211V209H202V207L201 206H203L202 205V203H200V202H195V198L193 199L194 201H187V203H188V205L189 206H187V207H185V201L183 202V201H181L180 202V204H179V202L177 203V201H175V200H170L168 197H164V199H162L163 197H160L159 199L157 198L158 196L157 195H159L158 193H156L155 195H151V194H154L155 192L154 191H146V192H144L141 188H139V186H136V187H134L135 185H137V183H136V180H135V177H134V175H130V174H132L131 173V170H132V168H130V166H131V161L130 160H124V157H120L122 154H118V156H117V153H118V151L120 150V149H118V146H120L121 147V145L120 144H122V142L120 143V141H118L117 140V138L115 137V135L112 133V132H106V131H101V132H97V131H93ZM103 132L105 133L104 135H103ZM0 133V134H1ZM32 133V132H31ZM102 133V134H101ZM113 135H112V134ZM253 135H252V134ZM260 133V134H259ZM99 134H100V136H99ZM107 134L109 135V136H107ZM2 135H3V133L0 135V138H2ZM29 135H30V133H29ZM98 135V136H97ZM106 135V136H105ZM89 136H92V137H89ZM96 136V137H95ZM115 137V138H114ZM107 138H109V139H107ZM260 138V139H259ZM29 139V138H28ZM99 141H97V140ZM110 139H112L111 141H110ZM257 139H256V143L255 144H253L252 142H254L255 140H249L248 139V142L249 141H251L250 143H251V145L254 147V146H258V145H261V147H263V144H259V142L257 141ZM91 140V141H90ZM96 140V141H95ZM109 140V141H108ZM29 141H30V139H29ZM28 141V142H29ZM93 141V142H92ZM102 142V144H104L103 145V147L101 146L102 144H101V142ZM114 141V142H113ZM115 141L117 142V143H115ZM134 141V140H133ZM31 142L32 141H30V143H28V146H29V144H30V146L29 147H31V149L33 148V150H34V152L35 153H38V159L39 160H41V159H43V158H41V155H42V153H43V151H42V153H40V149L39 148H37V146L35 145H33V143L31 144ZM108 142H109V144L110 145H112L113 144V146H111L110 147V145H108ZM247 142V143H248ZM67 144H69L68 142H66ZM65 142L64 143H62L63 145H62V147L64 146H66L65 144H66ZM93 143V144H92ZM112 143V144H111ZM106 144H107V146H106ZM117 144V145H116ZM257 144V145H256ZM132 146L134 145L133 144V142H132V144H131ZM131 145H128V147H130L128 150H130L131 152H132V150H131ZM248 145H250V144H248ZM248 145H246V147H248ZM251 145L249 146V150H250V148H251ZM33 146V147H32ZM68 146V148L67 147H65V149H64V147L62 148L61 147V149L62 150H60V152H62V153H60L59 152V154L60 155H62V158L61 159H65L63 156L65 155H69L70 153H71V149H72V146H70V145H67ZM115 146V147H114ZM211 146H212V144H211ZM70 147V148H69ZM78 148V147H80V146H78L77 145V143L74 145V148ZM98 148V150H97V148ZM100 147V148H99ZM104 147H106V148H104ZM109 147L112 149L113 148V150H112V152L110 151L111 149H109ZM127 147V148H128ZM259 147V148H258ZM258 147H254L253 149L254 150H256L255 148H257V149H261V150H259V151H263V153L261 154L262 156H264L263 154H264V150L260 147V146H258ZM75 148V150H79V151H81L82 152V147L81 148H78V149H76ZM95 148V149H94ZM118 150H117V149ZM264 148V147H263ZM81 149V150H80ZM106 149H108L107 151H106ZM133 149V148H132ZM66 150H68V152L66 151ZM96 150V151H95ZM128 150H126V152L128 151ZM246 150V149H245ZM245 150H243L242 151V155H244L245 153H244V151ZM39 151V152H38ZM95 151V152H94ZM98 151V154L96 153ZM101 151V152H100ZM104 151H106V152H104V154H100V153H103ZM110 151V152H109ZM251 151V150H250ZM2 152V155H4V157L0 154V194H3V193H7V194H3V195H5V196H8L9 198H10V196H11V193H13V198L15 199V197L16 198H18V196H16V194L18 193V192H21L20 194H19V196H21L22 198H25V196H27L26 194H27V192L24 190V187H25V185H24V182L26 181H30L29 179H33L32 177H34V180H31V182H32V184L33 185H35L36 187H38L39 186V184L41 183V179H39V177H37L38 175L36 174V171L34 172V171H32V169H31V167H29L30 169H28V167H27V164H24V165H19V163L17 162L16 163V161L14 160L13 162L11 161V157H10V155L9 156H7L9 153H7L6 154V152L7 151H5L4 150V152L5 153H3V149L2 150H0V153ZM67 154H66V153ZM246 153H247V151H245ZM252 152V151H251ZM51 153V152H50ZM111 153V155H109ZM112 153L114 154L113 156H112ZM119 153H120V151H119ZM240 153H241V151H240ZM6 154V155H5ZM40 154V155H39ZM53 154V153H52ZM52 154H50V155H52ZM96 154V155H95ZM107 154V155H106ZM116 154V155H115ZM59 155V156H60ZM98 155V156H97ZM106 157H105V156ZM6 156V157H5ZM53 156V155H52ZM87 156H88V158H87ZM119 157V159H117V158H115V157ZM261 156V157H262ZM10 157V160H8V158ZM56 157V156H55ZM68 157V156H67ZM96 157V158H95ZM101 157L102 158H104V159H102V160H100L101 159ZM110 157H111V159H110ZM112 157L114 158V160L112 159ZM7 158V159H6ZM57 158V157H56ZM85 158V159H84ZM90 158H92V159H94V162L95 163H97L96 164V166L97 165H99L98 164V161H99V163L101 164H103V163H105L107 166L106 167H104L105 166V164H104V170H103V168H102V164L101 165H99V166H97V167H99V169L97 170L96 169V171L94 170L95 168H97L96 166H92L91 164L93 163V160L91 161L90 160ZM100 158V159H99ZM108 158V161L106 160ZM247 159H248V157H246ZM13 159V158H12ZM95 159H98V160H95ZM261 159H263L262 161H261V163L264 161V158L262 157ZM58 160H59V158H58ZM85 160V161H84ZM110 160H112V162L110 161ZM117 160V161H116ZM248 160H250V158L248 159ZM101 161H103V162H101ZM104 161H107V163L106 162H104ZM116 161V163H114ZM119 161V162H118ZM121 161L123 162V163H121ZM12 162V163H11ZM59 162H60V160H59ZM86 162H89L88 164L89 165H87V163ZM117 162L119 163L118 165H116L117 164ZM127 162V163H126ZM77 163H76V165H77ZM79 163H81V165L79 164ZM84 163H86V164H84ZM111 163V164H110ZM113 163V164H112ZM127 164V165H125V164ZM264 163V162H263ZM262 163V164H263ZM130 164V165H129ZM10 165H11V167H10ZM20 166V168L22 167V166H24L23 167V169L24 170H21V169H19V166ZM112 165H113V167H112ZM121 167H120V166ZM122 165H124V167H126V168H123V166ZM15 166H16V168H15ZM86 166V168L87 169H89V171L85 168V169H82V168H84ZM112 168H111V167ZM114 166H115V169H114ZM117 166H119V168L117 167ZM257 166H258V169H257ZM260 166V167H259ZM92 169H91V168ZM95 167V168H94ZM107 167H108V169H107ZM129 167V174L128 173H122V172H125L126 171V169ZM15 168V169H14ZM105 168H106V175L105 174H103L102 172H105ZM110 168H111V170L112 171H114V173H112V171L110 170ZM121 168V169H120ZM118 171H117V170ZM125 169V170H124ZM257 169V170H256ZM19 170H20V172H19ZM26 170H27V172H26ZM92 170H94V172L92 171ZM254 170H256V172H258L260 175H262L261 177H263L264 178V165H258V163L256 164V167H255V169ZM262 170H263V172H262ZM4 171V172H3ZM23 171V172H22ZM24 171H25V174H24ZM30 171L33 173H31L30 174ZM91 171V172H90ZM97 171H99V172H97ZM117 172V174H116V172ZM152 171V170H151ZM23 173V175H22V173ZM29 172V173H28ZM79 172L81 173V174H85V175H87L88 174V176H90L89 177V179H88V177L87 176H85V175H81V174H79ZM110 173V174H108V173ZM120 172V173H119ZM21 173V174H20ZM87 173V174H86ZM121 173H122V175H121ZM154 172H152V174H153ZM90 174V175H89ZM108 174V175H107ZM111 174H114V175H111ZM115 174H116V176L117 175H120V176H118L117 178H119V179H117V178H115L116 176H115ZM159 174V171H158V173L156 174V175H158ZM29 175V176H28ZM35 175H37V176H35ZM78 177L79 175H81V176H83L84 177V179L81 177V176H79L80 177V181H82V182H80L79 181V178H78V180H77V177ZM98 175H102L101 177L100 176H98ZM109 175H110V177H109ZM124 175H125V178H124ZM128 175H129V177H128ZM24 176V177H23ZM28 176V177H27ZM92 176V177H91ZM131 176H133V177H131ZM29 177H31V178H29ZM37 177V179L35 180V178ZM76 177V178H75ZM93 177H95V179H93ZM123 179H122V178ZM137 177V176H136ZM27 178V179H26ZM75 178V179H74ZM82 178V179H81ZM86 178L88 179V180H86ZM96 178H97V180H96ZM101 178H103V179H101ZM108 178H110V179H108ZM112 178V179H111ZM113 178H114V184L112 183V180H113ZM128 178H131L130 180L128 179ZM93 179V180H92ZM107 179V180H106ZM236 180L237 181V184L238 185H243V186H247V187H254L255 186V188H253V190L255 191V189H256V187H257V190H259V189H261V190H259L258 192H259V194H261L262 196L264 195V182L262 183L263 185H260V186H258V185H253V184H251V183H249V184H247L246 182L247 181H242L241 183H240V181L242 180V179H238V176H236V178H233V180ZM37 180H38V185H37ZM40 180V181H39ZM72 180H73V182L74 181H77V183L76 182H72ZM84 180H85V182H84ZM102 180L105 182L106 181V185H104L105 183H101L102 182ZM120 180V181H119ZM122 180V181H121ZM129 180V181H128ZM131 180H132V182H131ZM135 180V181H134ZM240 180V181H239ZM36 181V182H35ZM93 181V182H92ZM100 181V182H99ZM109 181H111V182H109ZM117 181V182H116ZM118 181H119V183H118ZM124 181V182H123ZM161 181H164L163 179H160V182ZM239 181V182H238ZM85 183V184H81V183ZM87 182V183H86ZM107 182H109V183H107ZM122 182H123V184H122ZM127 182H129L131 185L129 186V183H127ZM134 182V183H133ZM72 183V184H71ZM89 183V184H88ZM95 183V184H94ZM100 184V187L98 186L99 184ZM111 183V184H110ZM117 183V184H116ZM125 183V184H124ZM127 183V184H126ZM133 183V184H132ZM136 183V184H135ZM162 183H164L165 184V181L164 182H162ZM240 183V184H239ZM243 183V184H242ZM244 183H245V185H244ZM42 184V183H41ZM41 184H40V186L39 187H41ZM71 184V185H70ZM110 184V185H109ZM116 184V185H115ZM247 184V185H246ZM47 185V184H46ZM74 185H75V187H74ZM90 185V186H89ZM94 185V186H93ZM105 186V189H106V187L108 186H111V187H107L108 189H104V187L102 188V186ZM113 185H114V187H113ZM118 185V186H117ZM120 185V186H119ZM124 186V188H123V186ZM126 185V186H125ZM128 185V186H127ZM133 185V186H132ZM240 185V186H241ZM12 186V187H11ZM72 186H73V189H72ZM76 186H78V187H76ZM79 186H80V188H79ZM263 186V187H262ZM71 187V188H70ZM97 187H99V188H97ZM112 187H113V189H112ZM119 187V188H118ZM120 187L122 188L121 190H124V191H121L120 190ZM260 187V188H259ZM262 187V188H261ZM11 188V189H10ZM22 188V189H21ZM76 188H77V190H76ZM81 188H83L82 190H81ZM85 188H90L91 189V191H90V189H88V191H87V189L86 190H84ZM114 188H115V190H114ZM116 188H118L119 189V191L117 190V193H114V192H116ZM128 188V189H127ZM131 188V189H130ZM132 188H134V189H132ZM139 188L140 190H137V189ZM259 188V189H258ZM17 189V190H16ZM19 189V190H18ZM71 189H72V191H71ZM96 189H98V190H96ZM99 189H100V191H99ZM103 190V192H102V190ZM109 189H111L110 191H108ZM132 190L131 192H130V190ZM252 189V188H251ZM7 190V191H6ZM21 190V191H20ZM80 190H81V192H80ZM113 190H114V192H113ZM133 190H134V192L136 193V195L134 196V192H133ZM18 191V192H17ZM73 191H74V193H73ZM76 191H78V193L76 192ZM87 191V194L85 193ZM99 191V192H98ZM104 191H106V193L104 192ZM122 193H121V192ZM145 194V196H144V194L142 193V192ZM261 191V192H260ZM2 192V193H1ZM15 192V193H14ZM23 192H26V193H23ZM70 193V196L68 197V198H66L67 196H68V194ZM108 192V193H107ZM119 192V193H118ZM126 192H128V193H126ZM138 192H140L139 194H138V196H137V193ZM8 193H10V194H8ZM64 193H65V195H64ZM72 193H73V195H72ZM81 193V195H82V193H83V195H84V193H85V195L84 196H86L87 198L84 200V198L82 199V201L79 199V198H82V197H84V196H81V195H79ZM104 195V196H102V194ZM112 195H111V194ZM132 194V196H130L131 198H129L128 196L129 195H131ZM134 193V194H133ZM148 193V194H147ZM75 194H78V195H75ZM128 195L127 197H126V195ZM142 194V195H141ZM25 195V196H24ZM107 195H111L110 197L109 196H107ZM114 195V196H113ZM119 195V196H118ZM125 195V196H124ZM66 196V197H65ZM74 196V197H73ZM77 196H79V198L77 197ZM81 196V197H80ZM98 196V197H97ZM115 196H117V197H115ZM136 196L138 197V198H136ZM144 196V198H142V197ZM149 196V197H148ZM8 197H6V198H8ZM107 197V198H106ZM113 197V198H112ZM132 197H133V199H132ZM148 197V198H147ZM151 197V198H150ZM153 197V198H152ZM8 198V200H4V201H2V203H0V214H2V215H0V216H5V213H7L8 212V215H6L7 217H10V215L12 214V215H16V216H19V218L24 222V221H26V222H28V223H26V222H24L25 223V225L27 226V228L29 229V230H31L32 228H33V230L34 231H38L36 234V237H35V239H34V236H30V235H27V233L26 232H24V234H23V232L21 233V232H17V234L16 233H11L9 236H11V237H9V242L10 241H12V242H10V244L12 245V246H15L14 247V249L18 252V254H19V257H20V262H23V264H28L29 262L31 263V261L33 262V264H37L38 262V260H39V263L42 261V260H44L47 264H49L50 263V261H51V263L50 264H77V259H75V257H73V256H70V258H69V256L66 254V253H64L63 255H60V254H62V253H60V251L58 252L59 253V255H57L58 253L57 252H52V250H51V252H50V249H49V247H51V246H55L56 245V248H59L60 249V245L59 244H61V243H58V240H59V242H61V239H62V243H63V241L64 240H66L67 242H69V243H71L72 241H70L72 238H73V241H75L77 238L79 239V237H77V238H75L74 239V237H73V233H70L68 230H72L73 231V229L71 228V229H68V228H70V227H67V224L66 225H63L62 224V222L64 223V221L62 220V218H61V216L59 217L60 218V220H59V218L57 219V221L58 222H61V223H59V225H60V227H59V225L57 224V221H56V223H54L53 224V222H51V223H45V222H43L44 223V225H42L43 223H40V225L42 226V227H40V225H39V222H41V221H43V219H42V217L40 218V215L38 214V215H36V212H35V214L33 213V209H32V207L30 208H28V206L25 208H23V206L24 205H29L30 206V204H29V196L27 197V199H25L26 201L25 202H22V201H18L17 199H15L16 201H18L19 202V205H18V203H16V201L11 197L10 199H11V201H10V199ZM96 198V199H95ZM110 198H112V199H110ZM118 198V199H117ZM121 198H123L124 199V201L121 199ZM140 198V199H139ZM143 200H142V199ZM145 198H147V201H146V199ZM155 198V199H154ZM263 198H264V196H263ZM15 201H13V200ZM19 199V198H18ZM91 199V200H90ZM102 199V200H101ZM120 199V200H119ZM129 199H130V201L131 200H133V201H129ZM152 199V200H151ZM156 199H157V201L159 202H157L156 201ZM202 198H199V199H196V201L198 200H201ZM115 202H114V201ZM118 200V201H117ZM128 200V202H126V201ZM139 200V201H138ZM145 200V201H144ZM150 200V201H149ZM161 200V201H160ZM13 201V202H12ZM82 203H81V202ZM121 203H120V202ZM136 201H137V203L138 204H140V205H138V204H136ZM152 201V202H151ZM163 201V202H162ZM1 202V201H0ZM7 202V203H6ZM14 203L15 204V206L16 205H18V206H16V207H18V208H15V206H14V204L13 205H11V204H8V203ZM112 202H114V203H112ZM125 202V203H124ZM133 202V204H131ZM141 202V203H140ZM147 202V203H146ZM149 202H151V203H149ZM154 202H155V204H154ZM157 202V203H156ZM189 202H190V204H189ZM5 203H6V205H5ZM22 203H24V204H22ZM28 203V204H27ZM87 203H86V205H87ZM124 204V207L125 208H123V204ZM129 203V204H128ZM145 203V204H144ZM184 203V204H183ZM1 204H3V205H1ZM9 205V207H8V205ZM117 204V205H116ZM119 204H121V205H119ZM136 205V208H135V205ZM150 204V207H151V209L149 210V205ZM183 204V205H182ZM193 204H194V206H193ZM199 204V205H198ZM201 204V205H200ZM22 205V208H20V206ZM113 205V206H112ZM125 205H127V206H125ZM130 205V206H129ZM134 206V208H133V206ZM196 205V206H195ZM5 206V207H4ZM7 206V207H6ZM10 206H14L13 208L15 209V210H10V209H12V207H10ZM129 206V207H128ZM142 206V207H141ZM144 206H146L145 208H144ZM158 206V207H157ZM160 206L162 207V208H160ZM192 206L194 207V208H192ZM197 206L198 207H200V208H197ZM3 207V208H2ZM120 207H122L123 209L122 210H120ZM152 207H154V208H152ZM189 207H191V211H193V213L194 214H196L197 213V215L198 216H196V215H192L191 214V211L189 212V210L187 209L186 210V208H189ZM10 208V209H9ZM20 208V209H19ZM95 208V209H94ZM171 208V209H170ZM16 209H17V212H16ZM24 209V210H23ZM26 209H28V211L26 210ZM29 209H31V211L29 210ZM91 209H92V211H91ZM127 209H128V211H127ZM133 209V210H132ZM148 209V210H147ZM156 209H157V212H156ZM160 211H159V210ZM162 209V210H161ZM196 209H197V211H196ZM27 211V213H28V215H27V213H26V211ZM109 210V211H108ZM163 210H165V211H163ZM169 210V211H168ZM181 210V211H180ZM184 210V211H183ZM10 211V212H9ZM18 211H19V213H18ZM20 211H22V212H20ZM25 212V214L23 215V214H20V213H24ZM121 211V212H120ZM124 213H123V212ZM127 211V212H126ZM145 211V212H144ZM180 211V212H179ZM195 211H196V213H195ZM12 212V213H11ZM158 212H159V214H160V220L159 219H157L156 220V218H157V214H158ZM162 212V213H161ZM189 212V213H188ZM16 213V214H15ZM167 213V214H166ZM170 215H169V214ZM180 213V214H179ZM19 214V215H18ZM125 214V215H124ZM145 214V215H144ZM156 214V215H155ZM161 214H162V217H161ZM163 214H164V216H163ZM178 215L179 217H175V215ZM189 214V215H188ZM201 214V213H200ZM11 215V216H12ZM35 215V216H34ZM122 215V216H121ZM144 215V216H143ZM156 216V217H154V216ZM167 215V216H166ZM182 215V216H181ZM39 217V220H38V218L37 217ZM111 216V217H110ZM150 216L151 217H154V220L157 222H152V220H153V218H152V220H151V218H150ZM159 216V215H158ZM174 218H173V217ZM188 216H190V217H188ZM243 216V215H242ZM242 216H240V218H242ZM63 217V216H62ZM118 217H120V218H118ZM126 217V218H125ZM165 217H167L166 218V220H165ZM33 218V219H32ZM35 218V219H34ZM99 218H101V219H99ZM185 218V217H184ZM249 218V219H248ZM248 218H242V222H244V220L246 221V222H244V224H246L247 223V221H248V223H247V225H249V222H251V224H252V222H254L253 223V226L252 225H249V227H253V228H257V230H263V232H264V229H263V223H262V225H258V222H255V221H253L252 219L250 220V217H248ZM123 219H124V225H126V224H128V223H130V224H128L127 225V227L126 228H129V229H125V232H126V238L127 239H125V240H129L128 242L126 241L125 242V244H124V241H121L120 243L118 242L119 241V238H116V240H115V236H113V235H116V234H118L117 233V229L119 228V227H116V226H118L119 224H117V222L118 223H122L123 222ZM125 219H126V221H125ZM128 219V220H127ZM134 219V220H133ZM136 219H138V220H136ZM161 219H164L163 221H164V223H163V221L161 220ZM169 219V220H168ZM247 219V220H246ZM31 220V221H30ZM33 220V221H32ZM97 220V221H96ZM122 220V221H121ZM133 220V221H132ZM136 220V222H134ZM149 220V221H148ZM151 220V221H150ZM153 220V221H154ZM171 220V221H172ZM39 221V222H38ZM102 221V222H101ZM107 221L109 222V224L107 223ZM139 222V224H138V222ZM158 221L161 223L160 225H161V228H160V225H159V223H158ZM110 222H112V223H110ZM114 222V223H113ZM126 222V223H125ZM149 222V223H148ZM187 222V221H186ZM191 222H190V224H191ZM30 223V224H29ZM35 223V224H34ZM66 223V222H65ZM64 223V224H65ZM96 223V224H95ZM97 223H98V229H97ZM104 224L103 225V227L101 226V225H99V224ZM116 223V224H115ZM134 224V223H137V225H139V226H137L138 228V230L136 229V231H133V226H132V224ZM140 223H141V225H140ZM193 223V222H192ZM203 223H205V221L203 222ZM231 223H234V225L233 224H231ZM260 222H259V224H261ZM33 224V225H32ZM38 225V228H37V225ZM90 224V225H89ZM106 224H108V225H106ZM111 224V225H110ZM112 224L114 225L115 224V229H114V226H112ZM143 224H144V226H143ZM145 224L146 225H148L149 227H147V226H145ZM156 224H158L159 225V227H158V225H157V227H156V225H155V227H153L154 225ZM207 224V222L204 224V225H206ZM226 224L228 225V226H232L234 229H237V230H242L241 228H243L242 226H244L243 224H242V226H241V223L240 222H238L237 223V221H232V222H226ZM240 224V225H239ZM30 227H29V226ZM33 227H32V226ZM58 225V226H57ZM94 226V229H92V227L90 228V226ZM95 225H96V227H95ZM129 225H130V227H129ZM151 225V226H150ZM259 227H258V226ZM52 226V227H51ZM57 226V227H56ZM132 226V227H131ZM256 226V227H255ZM59 227V228H58ZM65 227V228H64ZM72 227V226H71ZM81 227H83L82 228V230H80L81 229ZM99 227H101V228H99ZM145 227H147V228H149V230L147 229V228H145ZM241 227V228H240ZM261 227V228H260ZM67 228V229H66ZM86 228V229H85ZM97 229V231H96V229ZM108 230H107V229ZM113 228V229H112ZM153 228V229H152ZM260 228V229H259ZM56 229H58V230H56ZM64 229H66V231L67 232H69V234H71V235H68L67 233H66V231H65V236H64V232H62V230L64 231ZM141 229V230H140ZM150 229H152V231L150 230ZM84 230V231H83ZM86 230H89V232L87 231V233H85V231ZM112 230H115V231H112ZM131 232H130V231ZM143 230V231H142ZM91 231H93V232H91ZM113 232V235L111 236V233ZM133 231V232H132ZM59 232V233H58ZM116 232V233H115ZM146 232V233H145ZM21 233V234H20ZM79 233V232H78ZM90 233V234H89ZM95 233V234H96ZM99 233V232H98ZM63 235L64 237H62L61 235ZM67 234V235H66ZM86 234V235H85ZM88 234V235H87ZM150 234V233H149ZM24 235V236H23ZM90 235H92V236H90ZM39 236V237H38ZM45 236V237H44ZM50 236V238L48 239V237ZM70 236V237H69ZM84 236V237H83ZM88 237V239H87V237ZM107 236V237H106ZM109 236V237H108ZM127 236H130V238L131 239H129ZM184 236V237H183ZM28 237V238H27ZM30 237V238H29ZM44 237V238H43ZM69 237V239H66V238H68ZM72 237V238H71ZM83 237V238H82ZM111 237H113V238H111ZM194 237V236H193ZM197 237H198V235H197ZM196 237V239H195V237L194 238H191L190 240H192V241H195V240H197V241H195L196 242V244H201L202 243V240H200L199 241V238H200V235H199V237L197 238ZM221 237V236H220ZM221 237V238H222ZM225 237V238H224ZM229 237L231 238V239H229ZM246 237L247 239L245 240L244 238ZM39 238L41 239V240H39ZM55 238V239H54ZM60 238V239H59ZM107 238V239H106ZM110 239V241H108L109 239ZM183 238H185V240L183 239ZM202 239H203V237H201ZM200 238V239H201ZM205 238V237H204ZM229 240H228V239ZM245 240V242H243L244 240ZM17 239V240H16ZM35 241H34V240ZM55 240V243H54V240ZM64 239V240H63ZM106 239V240H105ZM114 241H113V240ZM228 241H227V240ZM32 240H33V242H32ZM48 240H50L51 241V243H50V241H48ZM69 240V241H68ZM130 240H132V241H130ZM182 240H183V242H182ZM203 240H205V241H203V243H205L206 242V239H203ZM220 240V241H219ZM231 240V241H230ZM40 241H42V242H40ZM46 241H48V242H46ZM112 241V242H111ZM184 241H185V243H184ZM200 243H199V242ZM235 241H237V242H235ZM248 241V242H247ZM35 242H38V244H35ZM46 242V243H45ZM57 242V243H56ZM116 242V243H115ZM131 242V243H130ZM136 243L135 244H137V240L135 241ZM181 242V243H180ZM209 242V243H210ZM235 242V243H234ZM238 242H239V244H238ZM262 242H263V244H264V241H261V244H258V246L260 245H262ZM28 243V244H27ZM44 244V247L45 248H43V244ZM65 243V242H64ZM112 243V244H111ZM127 243V244H126ZM129 243V244H128ZM202 243V244H203ZM207 243V242H206ZM211 243H210V245H211ZM247 243H249V244H247ZM15 244V245H14ZM24 244V245H23ZM32 244V245H31ZM34 244V245H33ZM102 244H104L103 246H102ZM110 244V245H109ZM201 244V245H202ZM208 244V243H207ZM245 244V245H244ZM29 245V246H28ZM113 245V246H112ZM115 245V246H114ZM123 245V246H122ZM124 245H126V246H128L129 248H126ZM139 245H141V246H139ZM147 245V246H146ZM230 246V248H228L229 246ZM236 245H240V246H237L236 247ZM250 245V246H249ZM28 246V247H27ZM32 246H34V247H32ZM42 246V247H41ZM133 248H131V247ZM141 247L142 249H140L139 247ZM149 246V247H148ZM173 246V247H172ZM179 246H180V248H179ZM262 246H264V245H262ZM261 246V247H262ZM32 247V248H31ZM116 247L117 249H114V248ZM134 247H136L135 248V250L136 251H133L134 250ZM147 247V248H146ZM182 247L184 248H187V249H182ZM201 247V246H200ZM240 247V248H239ZM30 248H31V250H30ZM43 248V249H42ZM108 248V249H107ZM131 248V249H130ZM143 248H146V249H143ZM171 248H172V250H171ZM176 248H177V250H176ZM179 248V249H178ZM189 248V249H188ZM202 248V247H201ZM22 249V250H21ZM44 249H45V251H44ZM47 249V250H46ZM49 249V250H48ZM102 249L104 250V251H106V252H104V251H102ZM143 250V251H141V252H138L139 250ZM148 249H149V251H148ZM162 251V254H161V252H160V250ZM211 249H213V250H211ZM220 251V250H223V252L225 253V252H227L229 255H230V257H229V255L227 254V253H222V251H220V253L218 252V250ZM249 249V250H248ZM264 250V247H262V248H260V249H257V250ZM25 250H27V252L25 251ZM33 250V251H32ZM43 250V251H42ZM112 250V251H111ZM115 250V253L113 252ZM133 252V254L131 253V251ZM152 252H151V251ZM157 250V251H156ZM166 250H167V253H165L166 252ZM173 250H175L174 252H172ZM181 250V251H180ZM245 250V251H244ZM253 250V251H252ZM37 252V253H35V252ZM48 251V253L46 254V255H49V256H47V257H45L46 255H45V253ZM145 251V252H144ZM158 251H159V254L163 257V255L164 256H166L165 258H162V257H159L160 255L158 254ZM165 251V252H164ZM171 251V252H170ZM183 252V253H180V252ZM246 251V252H247ZM24 252V253H23ZM101 252H103V253H101ZM112 252V253H111ZM146 254V255H144V253ZM164 252V253H163ZM27 253V254H26ZM41 253V254H40ZM50 253V254H49ZM52 253H54V254H52ZM106 253V254H105ZM115 255H114V254ZM136 253V254H135ZM139 255H138V254ZM143 253V254H142ZM192 254V256H189V255H187V254ZM216 253H218L219 255H216ZM232 253V254H231ZM235 253V254H234ZM77 254V253H76ZM105 254V255H104ZM113 254V255H112ZM125 254H126V257H125ZM129 254V255H128ZM141 254V255H140ZM152 255V256H150V255ZM156 254H157V256L159 257V259L157 260V256H156ZM166 254H169V255H166ZM176 254V255H175ZM183 254H185V255H183ZM220 254L222 255L221 257H220ZM237 254V255H236ZM255 254V253H254ZM21 255V256H20ZM24 255H26L25 257H23ZM28 255H30V256H28ZM35 255H37V256H35ZM52 255H54V257L55 258H53V256ZM144 257H143V256ZM147 255H149V256H147ZM175 257H174V256ZM178 255V256H177ZM183 257H182V256ZM223 255H227V257H229V258H231L230 260H229V258H227L226 256H224V258H223ZM236 255V256H235ZM32 256V257H31ZM34 256V257H33ZM40 256V257H39ZM57 256V257H56ZM60 256H62V257H60ZM134 256V257H133ZM137 256V257H136ZM141 257L140 259H138V260H136L138 257ZM149 257V258H146V257ZM154 256H155V258H154ZM170 258H169V257ZM182 257V259H181V257ZM211 256V257H210ZM220 258H219V257ZM238 256V257H237ZM252 256H255V257H252ZM23 257V258H22ZM30 257H31V259H30ZM37 257H39V258H37ZM50 257V258H49ZM131 257H133V258H131ZM174 257V258H173ZM179 259H178V258ZM196 259H195V258ZM219 258V260L217 259L216 260V258ZM226 257V258H225ZM252 257V258H251ZM22 258V259H21ZM25 258V259H24ZM29 259V260H26V259ZM48 258L50 259V261H48ZM57 258V259H56ZM61 258V259H60ZM63 258H69V260H64ZM128 258V259H127ZM153 258V259H152ZM173 258V259H172ZM207 258H209V259H207ZM251 258V259H250ZM262 258V259H261ZM33 259V260H32ZM37 259V260H36ZM41 259V260H40ZM53 261H52V260ZM55 259V260H54ZM59 259V260H58ZM71 259H75L76 261H74V260H71ZM125 259H126V261H125ZM130 259V260H129ZM132 259H133V261L134 262H132ZM187 259H189V260H187ZM195 259V260H194ZM214 259V261L212 262V260ZM223 259V260H222ZM250 259V260H249ZM35 260H36V262H35ZM149 260H151V261H149ZM173 260V261H172ZM178 261V262H176V261ZM211 262H210V261ZM235 260V261H234ZM243 260V261H242ZM261 260V261H260ZM24 261H25V263H24ZM27 261H29L28 263H26ZM64 261V262H63ZM72 261V262H71ZM74 261V262H73ZM123 261L124 262H126V263H123ZM204 261V262H203ZM216 261V262H215ZM242 261V262H241ZM260 261V262H259ZM35 262V263H34ZM49 262V263H48ZM76 262V263H75ZM180 262V263H179ZM199 262V263H198ZM238 262V263H237ZM258 262V263H257ZM263 262V263H262ZM38 263V264H39ZM220 263H218V264H220ZM32 264V263H31ZM79 264V263H78ZM86 264H93V263H90V262H86Z\"/></svg>",
	"mask_w": 264,
	"mask_h": 264
}]
</instances>
